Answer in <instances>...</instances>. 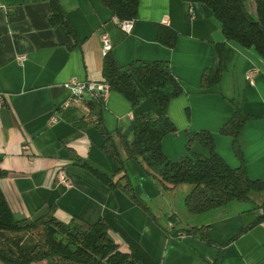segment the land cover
<instances>
[{
	"label": "crops",
	"instance_id": "obj_1",
	"mask_svg": "<svg viewBox=\"0 0 264 264\" xmlns=\"http://www.w3.org/2000/svg\"><path fill=\"white\" fill-rule=\"evenodd\" d=\"M50 1L0 0V170L5 173L0 189L10 210L29 221L50 208L62 222L74 220L83 226L103 218L122 249L127 245L119 229L159 264L213 262L215 247L178 234L184 228L209 225V237L226 242L261 213L257 207L264 201V191L250 193V202H230L200 215H190L186 209L178 212L173 197L183 203L189 185L165 189L134 159H125V171L115 173L117 162L102 151L103 137L93 120L83 129L66 119L48 120L66 97L62 84L68 78L103 80L106 54L100 35L106 33L112 46L109 53L118 66L165 62L183 86V93L167 107L177 128L161 141L167 158L177 160L185 154L186 131L206 130L224 161L239 166L231 137L219 132L238 106L251 116L238 136L247 174L264 181V60L252 49L226 41L219 22L201 2L139 0L137 17L127 33L100 0H57L66 23L52 25ZM160 27L176 34L172 47L157 40ZM205 71L207 87L201 85ZM248 71L251 81L246 78ZM102 99V127L124 158L120 136L130 142L134 117L147 111L156 114L157 107L149 96L132 107L112 90ZM192 148L202 152L198 143ZM74 157L115 174L114 179L125 172L152 216L121 189H109L75 165ZM174 231L177 234L171 235ZM10 236L0 232L1 238ZM14 240L25 250L35 241L29 232ZM222 264H264V220L225 246Z\"/></svg>",
	"mask_w": 264,
	"mask_h": 264
},
{
	"label": "trees",
	"instance_id": "obj_2",
	"mask_svg": "<svg viewBox=\"0 0 264 264\" xmlns=\"http://www.w3.org/2000/svg\"><path fill=\"white\" fill-rule=\"evenodd\" d=\"M100 1L118 20H134L137 17L139 0ZM183 1L205 4L219 22L226 41L252 49L264 60V0ZM251 3L254 4V12L249 9ZM50 8V23L65 24L64 12L57 0L50 1ZM156 37L161 44L169 47L176 42V34L168 27L158 28ZM102 76V82L107 83L112 91L121 94L132 107L141 103L145 96H149L157 107L156 114L147 111L134 117L133 138L130 142L120 136L125 154L123 158L112 135L102 127L103 99L97 97L87 101L94 116L92 122L96 123L103 137L101 149L117 162L115 173L125 171V159H134L165 189L189 185L190 190L183 204L190 215L207 213L230 202H250V193L264 191V181L250 178L246 171L238 136L251 116L240 107H235L219 130L221 134L231 137L232 150L239 166L231 167L224 161L215 149L213 135L206 130L186 131L185 154L177 160H171L163 153L161 141L165 135L177 131L167 115V107L173 98L183 93V86L172 74L169 65L160 61H133L120 67L108 52L103 59ZM207 76V71L203 72V87L208 86ZM62 118L82 129L90 123L82 120L75 110L64 112ZM195 143L200 145L202 152L192 148ZM73 163L88 170L109 189H121L137 206L152 216L146 203L133 191L125 172L114 179L115 174L108 175L85 159L74 157ZM3 175L5 173L0 170V177ZM257 208L261 209L257 218L251 224L239 228L226 242L213 241L208 234L209 225L184 228L183 234L178 235L194 236L215 247L216 258L207 264H222L225 246L264 220V201ZM109 229L108 222L103 218L85 226L74 220L62 222L50 208L29 221L17 218L0 189V232L11 234L10 237H0V264H159L125 231L119 229V237L127 245L126 249H122ZM24 232H29L35 240L29 250L23 249L14 240L16 235ZM170 234L177 233L174 231Z\"/></svg>",
	"mask_w": 264,
	"mask_h": 264
},
{
	"label": "built area",
	"instance_id": "obj_3",
	"mask_svg": "<svg viewBox=\"0 0 264 264\" xmlns=\"http://www.w3.org/2000/svg\"><path fill=\"white\" fill-rule=\"evenodd\" d=\"M132 21L133 20H118V24L121 30L128 33L131 30ZM100 41L102 52L104 54L108 53L112 47L108 35L106 33H101ZM22 58L23 57H18L19 60ZM246 78L249 81L252 80L251 71L247 72ZM62 86L66 91V97L55 107L53 114L48 120L49 123H54L58 119H63L62 114L68 110H75L84 121L94 120V116L91 114V109L87 101L97 97L104 98L111 90L109 85L105 82L83 80L76 76L68 78L63 82ZM63 179L64 178L61 177L62 181Z\"/></svg>",
	"mask_w": 264,
	"mask_h": 264
},
{
	"label": "rangeland",
	"instance_id": "obj_4",
	"mask_svg": "<svg viewBox=\"0 0 264 264\" xmlns=\"http://www.w3.org/2000/svg\"><path fill=\"white\" fill-rule=\"evenodd\" d=\"M249 9L251 12H254V4L251 3L249 4ZM173 207L178 211L180 212L181 209L182 210H185V207L182 203V200H179V198L176 196V197H173Z\"/></svg>",
	"mask_w": 264,
	"mask_h": 264
}]
</instances>
